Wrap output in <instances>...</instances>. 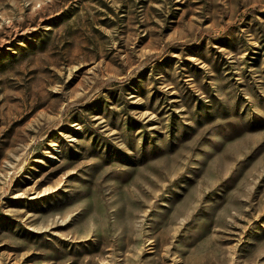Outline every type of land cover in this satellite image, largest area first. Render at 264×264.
I'll use <instances>...</instances> for the list:
<instances>
[{"label": "rangeland", "instance_id": "rangeland-1", "mask_svg": "<svg viewBox=\"0 0 264 264\" xmlns=\"http://www.w3.org/2000/svg\"><path fill=\"white\" fill-rule=\"evenodd\" d=\"M0 264H264V0H0Z\"/></svg>", "mask_w": 264, "mask_h": 264}]
</instances>
